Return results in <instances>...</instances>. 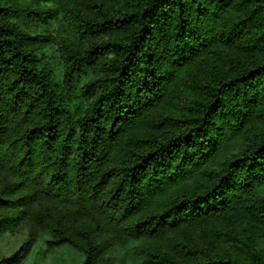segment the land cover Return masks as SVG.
Returning a JSON list of instances; mask_svg holds the SVG:
<instances>
[{
    "label": "trees",
    "instance_id": "trees-1",
    "mask_svg": "<svg viewBox=\"0 0 264 264\" xmlns=\"http://www.w3.org/2000/svg\"><path fill=\"white\" fill-rule=\"evenodd\" d=\"M54 23V24H53ZM82 264H264V0H0V236Z\"/></svg>",
    "mask_w": 264,
    "mask_h": 264
},
{
    "label": "rangeland",
    "instance_id": "rangeland-1",
    "mask_svg": "<svg viewBox=\"0 0 264 264\" xmlns=\"http://www.w3.org/2000/svg\"><path fill=\"white\" fill-rule=\"evenodd\" d=\"M54 24V23H53ZM28 229L21 230L16 235L0 236V259L13 253L27 238ZM49 234H42L34 245L29 256L22 264H82L84 255L72 246L64 244L52 251H47Z\"/></svg>",
    "mask_w": 264,
    "mask_h": 264
}]
</instances>
